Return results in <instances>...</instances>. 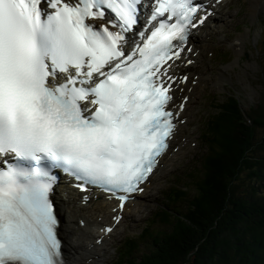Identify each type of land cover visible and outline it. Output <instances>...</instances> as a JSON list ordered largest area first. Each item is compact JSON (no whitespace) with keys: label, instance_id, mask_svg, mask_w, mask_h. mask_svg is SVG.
<instances>
[{"label":"snow or ice","instance_id":"1","mask_svg":"<svg viewBox=\"0 0 264 264\" xmlns=\"http://www.w3.org/2000/svg\"><path fill=\"white\" fill-rule=\"evenodd\" d=\"M209 7L0 0V264H64L57 172L110 193L120 222L183 122L188 97L177 104L175 92L188 77L174 68Z\"/></svg>","mask_w":264,"mask_h":264},{"label":"trees","instance_id":"2","mask_svg":"<svg viewBox=\"0 0 264 264\" xmlns=\"http://www.w3.org/2000/svg\"><path fill=\"white\" fill-rule=\"evenodd\" d=\"M218 100L200 129L202 176L168 188L152 218L169 229L135 236L150 239L138 255L126 239L116 264L264 263V98L248 109Z\"/></svg>","mask_w":264,"mask_h":264},{"label":"rangeland","instance_id":"3","mask_svg":"<svg viewBox=\"0 0 264 264\" xmlns=\"http://www.w3.org/2000/svg\"><path fill=\"white\" fill-rule=\"evenodd\" d=\"M256 2L259 6L255 11H252L251 0H227L223 4L222 12L218 13L219 17L213 25L219 34H209L208 47L202 51L205 72L209 79L205 84H197L195 87L194 97L188 107L190 117L180 131L181 142L178 141L177 150L173 151L176 154L164 172L159 175L156 183L152 184L151 190L140 199V207L128 211L127 217L121 221L113 237L104 244V250L100 252L101 257H97L94 264H114L111 258L115 256V246L124 236L135 235L145 230L141 231L145 223L149 221L148 215L155 212L170 182L189 184L187 183L189 180L202 176L197 166L198 157L194 162L191 158L201 153L200 123H203L206 114L212 109L217 99L224 101L227 97L237 98L245 109L258 102L262 103L264 98V0ZM240 33H243L244 46L236 54L229 41ZM213 52H215L214 55ZM188 162L193 167L190 176L183 171ZM156 215L157 213H154V217ZM164 229H169L168 225L161 224L160 227L158 222L154 223L150 229L148 228L151 233ZM147 242L145 239L139 240L135 255L148 249ZM260 253L264 257V250ZM253 264L264 263L255 261Z\"/></svg>","mask_w":264,"mask_h":264},{"label":"bare ground","instance_id":"4","mask_svg":"<svg viewBox=\"0 0 264 264\" xmlns=\"http://www.w3.org/2000/svg\"><path fill=\"white\" fill-rule=\"evenodd\" d=\"M256 1L257 0H251L252 11H255L259 6ZM218 7H220V5H218ZM216 19L217 18H215V16L210 17L209 21L206 22L201 28H199V31L202 33L204 32L205 35L200 34V32L192 33L190 35L189 43L193 45V51L191 53H188L187 56H190L192 58L193 65L184 67L179 61L176 62V65H178V67H175L176 70H185L188 72V82L190 84L191 90L190 92H188L186 89H184L185 95L188 96V101L186 103L187 107L180 114V117L183 120H187L190 117V110L188 107L190 106L191 99H193L194 97L196 85L205 84L209 79L208 74L205 72L206 67H204L202 51L207 47L209 43V32L210 34H219L217 33V30L212 27L213 25H211V23L215 22ZM197 31L198 30H195V32ZM243 41V33L237 34L234 39L229 41L230 46L234 49V52L236 54L242 50L244 46ZM179 89H183V86L179 85L177 92L180 91ZM184 125L185 123L183 124V126ZM179 129L181 130V128ZM180 130L177 132L178 134H180ZM180 140L178 141L181 142ZM179 142L176 143L179 144ZM175 154L176 153H173L171 155L166 154L162 158L161 162H163V166L161 167V169L154 171L155 173L152 174L154 179L152 178L153 180H150V183L145 188L146 190H143L140 195H137L135 197L136 200L134 199V201L126 203L125 209L122 212V219L126 218L127 209L136 210V208L140 207V198L145 196L147 192L151 190L152 184L156 183L157 178L160 177L159 175L164 172L166 166L171 163ZM57 188L59 190L56 195L57 212L61 220L59 226V234L63 239L64 255L66 257L64 264H92V261H94V256L97 254L96 252L101 249V244L105 243L104 240L100 245H97L94 242L91 244V239H95L98 236L97 235L96 237H94L96 234L94 228L97 229L98 227H100L102 225L101 221L104 219L109 221L110 214L112 213L111 210L113 209L115 203L97 194L95 196L89 195L88 201L84 204H81L79 202L80 195L74 193L73 190H70L65 186V184L60 183ZM98 219H100L101 221L99 222ZM79 220L84 221V226H80ZM88 259H90V261L86 263V260Z\"/></svg>","mask_w":264,"mask_h":264}]
</instances>
